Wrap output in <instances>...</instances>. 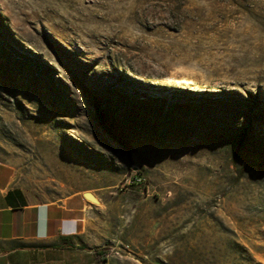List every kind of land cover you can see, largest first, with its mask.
<instances>
[{"label":"rangeland","instance_id":"1","mask_svg":"<svg viewBox=\"0 0 264 264\" xmlns=\"http://www.w3.org/2000/svg\"><path fill=\"white\" fill-rule=\"evenodd\" d=\"M0 158L96 264H264V0H0Z\"/></svg>","mask_w":264,"mask_h":264},{"label":"crops","instance_id":"2","mask_svg":"<svg viewBox=\"0 0 264 264\" xmlns=\"http://www.w3.org/2000/svg\"><path fill=\"white\" fill-rule=\"evenodd\" d=\"M14 178V166L0 158V264H96L84 195L37 202Z\"/></svg>","mask_w":264,"mask_h":264},{"label":"water","instance_id":"3","mask_svg":"<svg viewBox=\"0 0 264 264\" xmlns=\"http://www.w3.org/2000/svg\"><path fill=\"white\" fill-rule=\"evenodd\" d=\"M83 195L88 200H91V201L96 202V203L99 202V199L92 192L86 191V192H84Z\"/></svg>","mask_w":264,"mask_h":264},{"label":"trees","instance_id":"4","mask_svg":"<svg viewBox=\"0 0 264 264\" xmlns=\"http://www.w3.org/2000/svg\"><path fill=\"white\" fill-rule=\"evenodd\" d=\"M137 177L135 176V179H136Z\"/></svg>","mask_w":264,"mask_h":264}]
</instances>
